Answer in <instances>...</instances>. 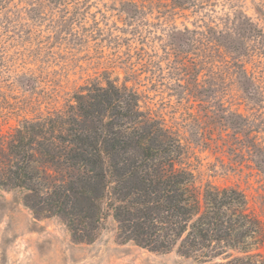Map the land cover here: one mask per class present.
<instances>
[{
    "label": "rangeland",
    "instance_id": "obj_1",
    "mask_svg": "<svg viewBox=\"0 0 264 264\" xmlns=\"http://www.w3.org/2000/svg\"><path fill=\"white\" fill-rule=\"evenodd\" d=\"M184 1L0 0V147L24 119L110 77L180 138L200 191L237 188L264 227V0ZM245 21L260 33L243 31ZM221 34L240 40V52L221 46ZM242 67L258 98L244 92ZM232 112L244 128L225 122ZM24 194L0 186V264H206L122 241L111 215L94 241H77Z\"/></svg>",
    "mask_w": 264,
    "mask_h": 264
},
{
    "label": "trees",
    "instance_id": "obj_2",
    "mask_svg": "<svg viewBox=\"0 0 264 264\" xmlns=\"http://www.w3.org/2000/svg\"><path fill=\"white\" fill-rule=\"evenodd\" d=\"M216 40L229 51L243 47L229 34ZM240 76L248 97L258 98L243 67ZM225 122L238 130L246 117L232 112ZM185 151L163 118L142 109L136 89L109 77L75 92L65 108L21 121L0 147V186L23 190L36 216H58L77 241H94L111 215L122 241L155 252L264 264V227L245 194L200 191L181 162Z\"/></svg>",
    "mask_w": 264,
    "mask_h": 264
}]
</instances>
